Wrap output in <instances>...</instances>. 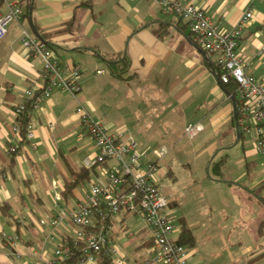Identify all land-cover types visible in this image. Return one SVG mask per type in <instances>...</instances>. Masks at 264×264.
<instances>
[{
    "label": "crops",
    "instance_id": "obj_1",
    "mask_svg": "<svg viewBox=\"0 0 264 264\" xmlns=\"http://www.w3.org/2000/svg\"><path fill=\"white\" fill-rule=\"evenodd\" d=\"M20 1L23 8L31 4L29 17L11 22L0 40V264L54 260V247L62 235L70 234L72 224L65 220L52 230L40 223L42 217L50 218L56 212L50 194L52 183L60 186L63 203L71 208L84 196L87 183L100 176L101 166L93 167L88 179L68 197L63 195L74 170L83 167L85 157L97 153L76 107L82 103L101 120L98 111L111 112L116 103L132 109L137 101L151 116L164 119L165 130L158 133L166 136L168 143L141 144L148 147L150 158H156L154 148L165 144L168 151L163 158L174 150L193 153L196 160H208L206 168L186 170L191 208L177 216L174 238L180 237L182 225L190 228L194 237L193 245H186L188 264L203 262L199 225L203 226V237L212 241L216 250L221 247L227 264H248L250 259L264 257V217L256 214L259 202L264 205V153L256 147L251 133H241L237 141L233 97L218 77L216 54L208 55L193 41L186 21L162 13L155 0ZM190 1L203 7L220 30L233 27L244 11L252 8L253 17L238 39V50L248 60L247 72L264 81V0ZM30 19L47 35L66 67L81 65L82 88L76 95L54 88L38 107H29L34 137L17 138L20 150L13 153L7 150L15 119L12 106L26 99L25 88L37 83L43 61L40 56L29 57L22 44L24 30L38 36ZM110 58L127 62L122 78L114 77L106 67ZM83 64L86 69L105 71L92 79ZM149 117V113L139 114L138 119ZM120 121L113 117L108 123L102 122L111 130L125 131L133 125H119ZM188 122L203 126L193 138L184 132ZM152 128L156 129L151 126L147 130ZM125 132L139 142L130 131ZM180 132L188 140L177 138ZM211 161H219L220 178L211 176ZM162 166L164 177L171 170ZM168 199L169 206L179 205L176 199ZM227 199L233 200L236 217L249 226L243 224L235 231V227H228ZM250 206H255L254 214ZM20 214H26L22 223L15 218ZM137 219L124 212L113 217L114 243L128 257V264H153L152 232ZM3 232L22 236L23 256L10 254L1 242Z\"/></svg>",
    "mask_w": 264,
    "mask_h": 264
},
{
    "label": "built area",
    "instance_id": "obj_2",
    "mask_svg": "<svg viewBox=\"0 0 264 264\" xmlns=\"http://www.w3.org/2000/svg\"><path fill=\"white\" fill-rule=\"evenodd\" d=\"M155 1L162 13L175 14L186 21L193 41L208 55L216 54L214 65L220 81L237 84L235 101L240 132L253 134L256 147L264 153V81L247 72L248 60L238 50V39L253 17L252 8L246 9L233 27L220 30L205 9L190 0ZM24 14L20 0H0V40L6 35L8 25L20 21ZM22 44L29 57L40 56L43 61L37 83L25 88L26 99L12 106L15 119L7 150L13 153L20 150L17 138L34 137L33 123L25 117L27 101L32 107H38L54 88L73 95L82 88L80 64L66 67L55 49L27 30L23 32ZM104 71L96 69L95 73ZM76 111L97 148L95 155L84 158L83 166L89 170L101 166V172L87 183L84 196L71 208L63 203L60 186L52 183L50 194L56 212L50 218L42 217L40 223L49 225L52 230L65 220L72 224L70 234L62 235L53 250L55 257L63 261L60 264H96L101 253L107 254L110 264H128V257L114 243L112 219L121 212L141 219L150 228L155 252L153 264H188L189 251L174 238L177 231L174 215L167 210L169 199L158 186L164 175L159 159L167 153V146L154 148L156 158H150L148 147L138 146L136 139L123 130H111L92 109L80 103ZM202 129L200 122H188L184 132L193 138ZM108 161L114 163L106 165ZM15 218L22 223L26 214L15 215ZM21 237L17 232H3L1 242L11 255L23 256ZM74 246H79L78 258L73 257ZM45 264L57 263L52 260Z\"/></svg>",
    "mask_w": 264,
    "mask_h": 264
},
{
    "label": "rangeland",
    "instance_id": "obj_3",
    "mask_svg": "<svg viewBox=\"0 0 264 264\" xmlns=\"http://www.w3.org/2000/svg\"><path fill=\"white\" fill-rule=\"evenodd\" d=\"M85 73L87 75H90L92 79H96L100 77L95 73L96 68L89 69L83 64ZM107 67V66H106ZM93 81V80H92ZM133 106L132 109H129L127 105H122L119 103L113 104L111 108V112L109 111H98V116L101 118L102 121L105 123L110 122V118H119L120 121L118 124L120 125L121 122H128L133 123V125H129L125 128V131H130L134 136L137 137V140L139 142L137 143L138 146H141L142 143H145L146 141L151 142L152 144L159 143L161 141L167 142L166 136H160L159 131H164L165 127L163 126V118H155L150 115L151 112L147 109L144 111L143 105L137 104ZM143 112V113H142ZM108 113V114H106ZM149 113V119L148 120H140L138 119L139 114H147ZM109 117H108V116ZM165 118V117H164ZM103 122V123H104ZM151 126H155V128H152L150 131L147 130ZM140 135L138 134V132ZM177 138H180L182 142L188 140L186 136L184 137L182 135V132L178 134ZM161 139V140H160ZM168 143V142H167ZM166 143V144H167ZM174 151V150H173ZM169 152V154L165 157L160 159L159 163L161 165H164L168 167L171 172L166 174V176H162L161 180L158 183L159 190L165 194L168 198L176 199L179 202V205L175 206H168L167 210L171 212L174 215V222L176 225L179 224V220L177 219V216H180L183 211L190 210L192 201L191 195H190V187L188 186V181L186 180L187 177V171H192L195 169V167L198 168H206L207 161L206 160H196L193 153H178V152ZM211 176L214 178H220L219 177V170L216 164L214 166L212 165L210 168ZM210 176V175H209ZM188 178V177H187ZM227 209H228V216L226 217V223L228 227H235L233 230H239L242 226L245 224L249 226V223H242L237 217H236V208L233 204V200H226L225 203ZM255 206H250L249 211L251 213H255ZM260 215L263 219L264 217V205L259 202V212L256 213ZM134 218V217H133ZM135 219V218H134ZM140 223L143 222L141 219H137ZM144 223V222H143ZM244 224V225H243ZM261 229H264V225L261 227ZM198 236H199V245L201 246V257L203 259V262L201 264H227V258L226 256H222V250L220 248H216L211 245L212 241H208L204 235L203 226L198 227L197 229ZM210 242V244H209ZM217 251V252H216ZM217 254V255H215ZM219 254L221 256L219 257ZM217 258V259H216ZM250 263L248 264H264V257L259 256L255 259H250Z\"/></svg>",
    "mask_w": 264,
    "mask_h": 264
},
{
    "label": "trees",
    "instance_id": "obj_4",
    "mask_svg": "<svg viewBox=\"0 0 264 264\" xmlns=\"http://www.w3.org/2000/svg\"><path fill=\"white\" fill-rule=\"evenodd\" d=\"M30 7H31V4L27 3L25 8H24L25 9V14H24L25 16L29 17ZM39 36L50 47L53 48V45H52L53 43L48 42V40L46 38L47 35L45 33L39 32ZM106 62H107V67H108L110 73L116 78H122V74H123V72L126 71L127 66H128L127 62H125V60L123 58L119 59L117 61L110 58V59H106ZM224 85H225L227 91L232 95V97L235 98V92L237 89V84L233 81H229V82H225ZM27 104H28V106H27V109H28L29 107H31V105L29 104V101H27ZM25 117H26V119H29L28 115H27V110L25 112ZM24 138H26V137H24ZM214 164H216V166L219 167V161H211V166L212 165L214 166ZM89 173H90L89 169H87L84 166L77 169V170H74L73 176L71 177V180H68L65 183L63 195L68 197V195H70L72 193L74 188H76L78 185L83 183V181L85 179L89 178ZM169 204H170V202H169ZM177 241L182 243L185 246L186 245H190V246L193 245L194 237L191 233L190 228H188L186 225H182L181 235L177 239ZM73 250H74L73 257L78 258L79 254H80L79 246H74ZM54 261L57 264H60L63 262L60 258H56V257L54 258ZM96 264H110V260H109V257L107 256V254L101 253Z\"/></svg>",
    "mask_w": 264,
    "mask_h": 264
},
{
    "label": "water",
    "instance_id": "obj_5",
    "mask_svg": "<svg viewBox=\"0 0 264 264\" xmlns=\"http://www.w3.org/2000/svg\"><path fill=\"white\" fill-rule=\"evenodd\" d=\"M30 22H31V25L33 27V30L39 36V31L37 30L36 26L34 25L32 19H30ZM233 107H234V111H233L234 112V119H235V124H236V135H237V141H238L239 138H240L241 132H240V128H239V125H238V120H237V107H236V101H235L234 98H233Z\"/></svg>",
    "mask_w": 264,
    "mask_h": 264
}]
</instances>
